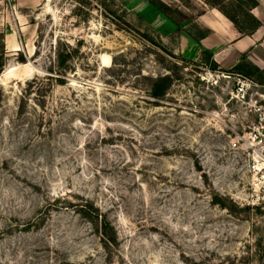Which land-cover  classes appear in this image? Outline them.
Masks as SVG:
<instances>
[{"label": "rangeland", "instance_id": "374dc122", "mask_svg": "<svg viewBox=\"0 0 264 264\" xmlns=\"http://www.w3.org/2000/svg\"><path fill=\"white\" fill-rule=\"evenodd\" d=\"M46 3L0 1V264H264V83L236 98L235 74L117 0ZM209 5L239 12L160 9L182 24Z\"/></svg>", "mask_w": 264, "mask_h": 264}, {"label": "crops", "instance_id": "0c3cea01", "mask_svg": "<svg viewBox=\"0 0 264 264\" xmlns=\"http://www.w3.org/2000/svg\"><path fill=\"white\" fill-rule=\"evenodd\" d=\"M157 1L166 8L177 2ZM224 1L237 4L239 12L232 15L209 5L188 22L178 24L151 0H117L126 10L141 9L146 23L155 27L162 41L170 43L175 54L193 60L204 55V60L212 61L220 71L240 72L245 78L256 75L260 84L264 83V0ZM256 23L252 30L242 28Z\"/></svg>", "mask_w": 264, "mask_h": 264}, {"label": "built area", "instance_id": "2783aa9c", "mask_svg": "<svg viewBox=\"0 0 264 264\" xmlns=\"http://www.w3.org/2000/svg\"><path fill=\"white\" fill-rule=\"evenodd\" d=\"M1 2L11 3L14 0H0ZM236 76V87L234 90L235 97L238 95L244 97L245 94L251 89L253 86L252 81L239 75ZM257 121L253 125V129L251 131L252 141L256 140L255 145L257 148L255 151V157L252 158V161L249 165V170L252 173L253 182H256L255 185L258 187L256 191V199L257 202L264 201V104L259 105L257 108ZM253 146V144H252Z\"/></svg>", "mask_w": 264, "mask_h": 264}, {"label": "trees", "instance_id": "16d2710c", "mask_svg": "<svg viewBox=\"0 0 264 264\" xmlns=\"http://www.w3.org/2000/svg\"><path fill=\"white\" fill-rule=\"evenodd\" d=\"M160 6H162L160 8H164V9L166 8L163 5H160ZM255 25H257V23L248 26L249 27L248 30H252L255 27ZM245 28H247V27H245ZM63 61H64V59L61 60L60 63H62ZM209 66L211 67V69H216V67H217L213 62H209ZM235 70L236 71H233V72H236L237 73L238 72L237 71L238 69L235 68ZM226 72H229V71H226ZM237 74L241 75L240 72H238ZM166 79H167V77H157V78L154 79L153 85L151 87V94H150L151 97H153V98H159L164 93V88H163V86H160V83L167 81Z\"/></svg>", "mask_w": 264, "mask_h": 264}, {"label": "bare ground", "instance_id": "6f19581e", "mask_svg": "<svg viewBox=\"0 0 264 264\" xmlns=\"http://www.w3.org/2000/svg\"><path fill=\"white\" fill-rule=\"evenodd\" d=\"M46 1H47V3L45 4V8L48 9V1L49 0H46Z\"/></svg>", "mask_w": 264, "mask_h": 264}]
</instances>
